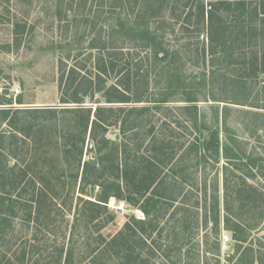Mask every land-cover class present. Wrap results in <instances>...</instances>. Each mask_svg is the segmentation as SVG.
<instances>
[{"label": "trees", "instance_id": "trees-1", "mask_svg": "<svg viewBox=\"0 0 264 264\" xmlns=\"http://www.w3.org/2000/svg\"><path fill=\"white\" fill-rule=\"evenodd\" d=\"M85 1L80 0L79 6H85ZM100 1L107 2L111 12L132 3V15L107 17L112 23L105 34L95 29L97 36L93 35L85 49L80 45L81 34L77 47L60 53L56 76L59 105L15 106L23 104L21 95L0 96V239L12 236L16 219L39 224L47 201L65 210V203H57L52 189V176L62 178L53 175L56 166L42 161L44 170L34 174L32 167L37 162H26L23 157L34 143L23 133L21 114H38L43 127H50L51 117L61 119L51 125V131H60L65 140L61 146L65 171L72 173L68 178L73 182L79 178L81 192L70 198L71 205L75 200L74 210L77 208L74 220L90 230L93 224L94 239L101 242L90 248V260L85 264H158L156 257H170V246L162 244L161 239H172L173 246L198 220L209 224L216 236L221 229L229 232L234 241L233 255L227 257L229 264H264V253L249 258L248 249L242 248L246 230L254 226L246 219H253L258 212L255 220L264 226V190L249 180L258 174L264 176L258 163L261 158L242 154L236 135L220 137L215 102L222 100L201 97L197 92L207 83V71L189 79L183 68L190 63L196 65L200 59L199 65L211 69L217 63L229 66L244 57L249 63L243 61L242 70L247 67L250 79L264 75V0ZM62 2L59 0V7ZM79 20L75 18V22ZM82 21L92 22L88 17ZM24 26L14 25L15 45ZM84 51L85 58L80 62H69ZM241 78L245 81L248 77ZM110 80L112 83L106 85ZM256 84V93L263 94L264 80ZM201 102H207L212 111L210 120ZM69 119L72 121L67 122ZM222 123H226V117ZM114 125L129 134L122 142L106 135ZM86 134L91 156L83 160ZM88 187L97 189L94 199L85 198ZM197 190L203 200L198 199ZM110 198L124 201L141 216L128 215L120 229L104 236L100 233L104 227L100 214ZM200 204L202 217L198 219ZM245 208L247 214L252 213L251 218L244 216ZM68 210L73 211L71 206ZM72 225L70 240L81 236ZM63 248L43 259H27L25 250L14 256L18 264H76L72 243ZM12 262L7 259L4 264Z\"/></svg>", "mask_w": 264, "mask_h": 264}, {"label": "rangeland", "instance_id": "rangeland-1", "mask_svg": "<svg viewBox=\"0 0 264 264\" xmlns=\"http://www.w3.org/2000/svg\"><path fill=\"white\" fill-rule=\"evenodd\" d=\"M79 2L80 0H63L59 7V0H0V96L9 94L15 98V95H21L23 104L14 103L15 106L59 105L56 76L60 53L62 52L64 55L66 50L77 47L79 45L78 36L81 34L83 38L80 45L84 49L93 38V35H96L95 29H100L102 30L101 33L105 34L107 25L112 23L110 22L112 20L107 21V17L114 18L120 14L123 15V13L129 16L132 15L129 7L132 6V3H126L122 7L118 6L111 12L106 8L108 6L107 2L86 0L83 7L79 6ZM84 17H88L92 22L85 24L82 21ZM75 18L81 20L75 22ZM15 23H20V26L25 24L24 27L20 28L21 32L18 35H21V38L16 45L14 44L15 33L13 32ZM183 36L186 37L185 34ZM169 45L171 44L169 43ZM85 53L84 51L83 54L74 57L69 62H80L81 59L85 58ZM92 53L94 55L95 51L93 50ZM143 53L144 50H141V54ZM243 61L249 63V59L244 57H241L239 63H233L229 66L217 63L212 68L213 74H211L212 69L210 66L203 67L199 65L202 59L196 65L190 63L183 68L186 75L190 74L187 75L189 79H191V76L198 75L200 71H207V83L205 87L199 88L197 92L201 97L210 95V97L222 100L215 102L218 103L215 105L218 106L219 118L215 125L217 124L219 127L220 137L236 135L238 137V147L241 149L242 154L251 156V158H261L258 163L264 174V93H256V82L262 83L264 75H259L256 80L254 78L250 79L248 76L250 72L247 67L244 68L245 71L242 70ZM242 76L248 78L244 81L241 78ZM110 83H112L111 80L107 81L106 85ZM150 92L153 91L150 90ZM208 103L214 102L208 101ZM200 105L206 118L210 120L212 111L208 109L207 102H201ZM21 115L22 123H24L23 133L29 135L26 139L32 141L36 148L34 151V147L29 145L30 149L24 154L22 153L23 157H25L26 162H37L36 167H32L34 174H38L42 169L44 170L42 161H47V166L50 164L56 166L53 175L56 177L59 175L62 178L57 180L52 176V189L58 197L57 203H65V210H62L57 204L47 201L40 221H38L39 224H36V222L23 223L24 221L21 222L20 219L14 220L12 236L0 239V264H4L7 259L13 261V264H18L16 256H19L21 251L24 250L28 253L26 258L33 259L37 257L43 259V257L55 255L56 249L62 246L67 247L70 242L73 246L75 259H77L76 264H85L90 260V248L96 242L98 243L96 246H100L101 242H99V239L98 241L94 239L96 235L93 232L95 231L93 224H91L90 230L78 225L80 221L76 222L74 220L77 208L74 210L75 200L72 199L71 205L70 198L74 193L81 192L78 191L79 178L76 182L68 178L72 173L65 171L67 163L61 146L65 140L60 136V131H51V125L54 126L53 123H60L61 119L60 117L57 119L51 117L50 122L52 124L50 127L44 126V128V124L39 125L41 117L38 114H26L25 117L23 114ZM224 117H226L225 124L222 123ZM158 118L164 119L161 116ZM160 119L158 123H160ZM71 121L70 119L67 120V122ZM61 126L59 124L58 129ZM125 133L118 125H114L108 128L106 135L110 139L122 142L129 135L127 132ZM90 146L91 142L88 134H86L83 145V160L91 156L89 153ZM86 150L88 151L86 152ZM33 153L35 154L34 158H28ZM22 154H20V157ZM212 174L213 172L210 176ZM249 180L250 183L264 190V176L258 174V176ZM218 183L221 201L222 176L220 167ZM96 191V188L92 190L91 187H88L84 192L85 198L94 199L97 195ZM67 194H69V199L66 200ZM196 194L199 200H203L199 190ZM194 198L195 196H193ZM207 198V201H209V195H207ZM59 199H62V202ZM69 206L72 207L73 211L68 210ZM82 212L83 208L81 207L78 213L81 215ZM108 213L113 216L110 218ZM130 214L141 216L137 209L124 201L110 198L106 210H102L100 214V218L104 221V227L100 230V233L104 236L112 235L122 227ZM251 214L250 212L247 214L246 208L244 209V216L250 215L249 218H251ZM201 215L200 204L197 212L198 219H201ZM254 216L258 217V212ZM255 217L251 220L246 219V222L254 226L250 230H246L247 239L242 245V248L246 247L248 249L247 255L249 258L253 256L256 258L264 253V245L262 244L264 226L263 222H258ZM72 224L76 226L75 233L80 231L81 236L70 240ZM168 225L170 226L172 223L169 222ZM192 225L194 226H192L190 232L186 233L184 238L179 237L176 239L173 246L170 245L172 239H161L162 244L170 246V257L169 259L156 257V262L158 264H217L219 261V264H229L227 257L233 255L234 248V241L230 238L229 232L221 229L219 235L216 236L210 225H204L202 220L195 221ZM166 232L165 230L163 234L165 235ZM87 237L89 238L87 239ZM175 248L181 250L178 251ZM144 252L147 253L146 248H144Z\"/></svg>", "mask_w": 264, "mask_h": 264}]
</instances>
